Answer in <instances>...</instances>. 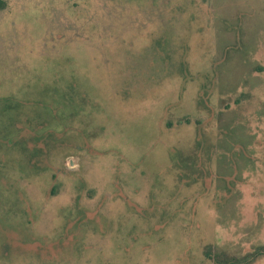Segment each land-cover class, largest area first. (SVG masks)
Instances as JSON below:
<instances>
[{
    "label": "rangeland",
    "instance_id": "1",
    "mask_svg": "<svg viewBox=\"0 0 264 264\" xmlns=\"http://www.w3.org/2000/svg\"><path fill=\"white\" fill-rule=\"evenodd\" d=\"M12 96L0 264H213L209 247L264 246V0H0Z\"/></svg>",
    "mask_w": 264,
    "mask_h": 264
},
{
    "label": "trees",
    "instance_id": "2",
    "mask_svg": "<svg viewBox=\"0 0 264 264\" xmlns=\"http://www.w3.org/2000/svg\"><path fill=\"white\" fill-rule=\"evenodd\" d=\"M16 96L19 94H15ZM16 96H12L9 98H1L0 99V119L5 120V117H7V114H13V118L19 117V110H20V106L21 104H19L20 102H18L17 97ZM46 96H48V94L46 93ZM27 103L30 102V100H25ZM33 101V100H32ZM40 101V104L42 102V100H38ZM36 102V101H34ZM38 111V110H37ZM21 116V114H20ZM14 133V131H12L10 134L8 133L7 136L9 138V140L4 139L1 142L4 143H8L10 145H15V139H12L11 135ZM24 133V132H23ZM36 133V132H35ZM26 134V133H24ZM35 142V144L38 142L36 138H32L30 140V138H26L24 137V144L27 146H29V142ZM27 142V143H26ZM1 144V143H0ZM190 160V159H189ZM192 162H193V166L192 168H188V172H192V174H196L197 169L201 170L204 165L203 163L200 164V168L197 166H195L196 164H199V160L197 162V159L195 160L194 158H191ZM203 165V166H202ZM202 166V167H201ZM195 172V173H193ZM212 250V251H210ZM214 250V251H213ZM206 258L211 261L213 264H255L258 260L264 258V246L261 247H257L255 248L252 252L247 253L245 256L243 257H237V256H233L231 254H229L228 252L216 249L215 247H209L205 253Z\"/></svg>",
    "mask_w": 264,
    "mask_h": 264
},
{
    "label": "flooded vegetation",
    "instance_id": "3",
    "mask_svg": "<svg viewBox=\"0 0 264 264\" xmlns=\"http://www.w3.org/2000/svg\"><path fill=\"white\" fill-rule=\"evenodd\" d=\"M3 120V119H1ZM4 121V120H3ZM3 128H4V131L6 132V129L9 130L10 127L7 126L6 122L3 123ZM5 135V134H4ZM7 135V134H6Z\"/></svg>",
    "mask_w": 264,
    "mask_h": 264
}]
</instances>
